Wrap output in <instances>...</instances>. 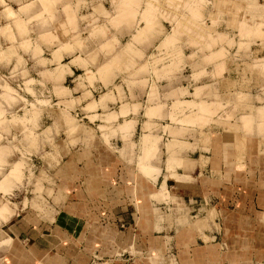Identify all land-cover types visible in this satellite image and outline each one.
Returning a JSON list of instances; mask_svg holds the SVG:
<instances>
[{"label": "clouds", "instance_id": "obj_1", "mask_svg": "<svg viewBox=\"0 0 264 264\" xmlns=\"http://www.w3.org/2000/svg\"><path fill=\"white\" fill-rule=\"evenodd\" d=\"M13 5L12 57L0 60L15 64L0 86L5 193L36 182L33 157L60 135L53 114L89 120L107 142L127 145L137 169L168 175L202 125L232 106L217 87L231 49L256 43L247 21L216 31L205 15L213 0H0L5 11Z\"/></svg>", "mask_w": 264, "mask_h": 264}, {"label": "crops", "instance_id": "obj_2", "mask_svg": "<svg viewBox=\"0 0 264 264\" xmlns=\"http://www.w3.org/2000/svg\"><path fill=\"white\" fill-rule=\"evenodd\" d=\"M16 11V5L1 9V25L12 21L3 14ZM1 45L9 46L2 36ZM5 56L12 57V51L0 52V60ZM50 58L45 54V59ZM222 77L228 79L224 84ZM253 80L245 67L229 62L217 87L225 96L234 84L245 88ZM253 95L255 103L262 102L258 98L264 102V86ZM235 115L242 116L238 111ZM263 124L258 119L248 134L240 120L233 130L214 126L210 136L198 132L184 146L190 150L163 177L143 174L129 163V152H125L127 160L121 155L126 146L122 142H110L117 150L96 142L71 154L65 149L62 159L71 167L59 175L61 200L53 215L42 217L24 208L17 212L13 205L15 213L0 223V264H90L95 258L116 264H155L151 258L159 264H264V131L259 129ZM70 128L71 124L64 126L61 134ZM238 136L243 139L241 153ZM185 176L193 181H183ZM164 183L169 192L177 187V197L190 211L204 212L210 201L217 214V219L206 217L210 228L203 231L185 226L171 233L170 244L178 250L174 259L166 256L167 261L159 255L167 244V230L157 229L154 207L162 202L151 197ZM6 195L0 193L2 198Z\"/></svg>", "mask_w": 264, "mask_h": 264}, {"label": "rangeland", "instance_id": "obj_3", "mask_svg": "<svg viewBox=\"0 0 264 264\" xmlns=\"http://www.w3.org/2000/svg\"><path fill=\"white\" fill-rule=\"evenodd\" d=\"M1 9L2 8H0V11ZM3 15H7V17L12 18L13 14L6 13ZM205 15L206 17L210 15L212 19L219 21L220 27L216 29V31L225 35L234 34L241 23L244 21L248 22V29H246V31H252L256 33L254 37L256 39V43L252 44L248 48H232V57L226 62V65L229 62H233L236 63L238 67H245V69L254 75L255 81L253 80V82L245 88H237L234 84L230 89L231 91H227L228 94L223 96L224 100L232 101V106L224 110V118L216 119L214 122L211 120L207 121L204 125H202L200 134L203 136L208 134L210 136L214 126H219L221 129H226V127H228L227 129L233 130L237 126L239 120L240 127L243 128L248 134L249 132L253 131L252 129L258 119L260 123H264V102L262 99L258 98V100L262 102L255 103L253 95V93H255L259 88L264 86V37L261 36V33H264V29L259 28L260 24H264V0H213V6L205 9ZM13 23L14 22L12 20L7 25L2 26L0 22V36L4 37V39L9 42L8 47H6V45L0 46V52L3 53V55L5 52L11 53L13 49V45L9 40V37L13 33ZM208 23L211 24V20H209ZM165 27L170 29L171 25L166 23ZM3 48L6 49V51L3 50ZM5 57L11 59V56ZM4 58H1V60ZM12 66L13 65L8 64L5 66L6 69H2L0 67V76L5 78L0 80V86L6 82L9 84L12 83L11 81L7 80L14 68ZM226 81H228V79H225L224 77L222 83L224 84ZM237 97H239L238 100ZM236 111H238L240 115L242 114V116H236ZM228 113H230L232 116L230 117ZM53 118L59 121L60 135L54 138L50 146L46 148L39 157H33V162L38 169L36 173V182L33 185L28 186L27 191H24L20 188H12L8 195L3 198L0 197V209L3 207V209L0 210V223L10 219V217L15 213V206L18 208L17 212H20L21 209L24 208L28 211L32 210L42 217H49L53 215V212L55 211L53 207L58 205L59 201L61 200L60 190L58 189V178H60L59 175L62 176L66 166L71 167L68 164L69 162L65 163L62 159L65 149L67 153L71 154L72 151L87 145H91L95 142L100 144L106 143L109 147H112L111 143L107 142L106 137L99 136L100 134L97 131L96 126L93 125L89 120L86 121L87 119L77 117L74 120L71 116V120L66 119L65 122V120L60 119L56 114H53ZM77 121H79V123ZM45 122L48 125L53 123L52 120H46ZM70 124L71 131L67 130L65 133L61 134V130H63L64 126L69 127ZM259 129L264 131V124L261 128L259 127ZM242 140L243 139L238 136L237 147L239 153H241L240 142ZM112 149L117 150L118 148L112 147ZM125 152L128 153L127 145L121 152V155H123V157L127 160V154ZM145 171H147L148 174ZM150 171V169H143L142 171L140 170L142 173L145 172L143 174L153 175V172L151 173ZM155 177L156 176H154V178ZM182 179L183 181L187 182L193 181L191 176H185ZM170 192L164 183L160 189L151 195L155 202H162L157 206L154 204V207L156 218H158V223L161 224V226L157 224V229L160 230L162 228L163 230H167V232H165L168 236L167 244L165 245L164 249L160 248L159 250V255L162 254L163 257L164 254V261H167L166 256H168V259H174L177 255L176 250H178V248L174 244H170V235L171 233L173 234L176 229L190 226L203 231L205 228H210L209 224H206L207 220L205 221L208 215L210 218L217 219V214L215 213V209L212 207L210 201H207V204H204V212L201 211V213H199L196 210L190 211L187 208L184 199L177 197L178 192L175 185L170 187ZM0 193L5 192L0 191ZM9 209L11 213L9 212ZM210 213L213 217H211ZM162 225H165V228ZM171 246V253H168V250L171 249ZM134 249L135 248H133L132 251H134ZM120 252H122V250H120ZM146 254L147 256H151L150 252ZM151 259L155 264H159V260L155 258ZM158 259H160V257ZM244 264L262 263L255 262Z\"/></svg>", "mask_w": 264, "mask_h": 264}, {"label": "built area", "instance_id": "obj_4", "mask_svg": "<svg viewBox=\"0 0 264 264\" xmlns=\"http://www.w3.org/2000/svg\"><path fill=\"white\" fill-rule=\"evenodd\" d=\"M90 264H116V263L110 259L95 258Z\"/></svg>", "mask_w": 264, "mask_h": 264}, {"label": "bare ground", "instance_id": "obj_5", "mask_svg": "<svg viewBox=\"0 0 264 264\" xmlns=\"http://www.w3.org/2000/svg\"><path fill=\"white\" fill-rule=\"evenodd\" d=\"M250 119V118H249ZM249 119H248V121H249ZM246 120H247V118H246ZM247 124V123H246ZM179 161V160H178ZM183 163V162H182ZM147 174H148V172L147 171H145ZM145 172H143V173H145ZM151 173H152V170L150 171ZM151 173H149V174H151ZM4 206H6V205H4ZM2 209H3V207H2ZM2 209H0V210H2ZM3 212V211H2ZM6 212V211H5ZM9 212H10V209H9ZM8 213V212H7ZM11 213V212H10ZM9 213V214H10ZM3 214H5V213H3ZM2 214V215H3ZM6 217H7V215H6Z\"/></svg>", "mask_w": 264, "mask_h": 264}]
</instances>
